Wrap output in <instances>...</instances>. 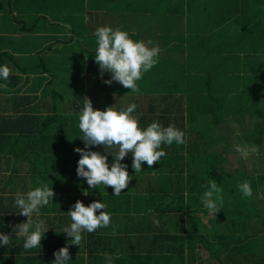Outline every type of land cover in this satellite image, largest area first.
Listing matches in <instances>:
<instances>
[{
	"label": "trees",
	"instance_id": "16d2710c",
	"mask_svg": "<svg viewBox=\"0 0 264 264\" xmlns=\"http://www.w3.org/2000/svg\"><path fill=\"white\" fill-rule=\"evenodd\" d=\"M128 1L131 0H117L109 3L107 10L103 9L102 25H111L116 19L128 16L127 13H120ZM233 1L236 0H228L222 13L217 15L214 11L215 5H208L209 0H196V5L199 3L200 8L195 14L189 15L193 16L191 23L193 25L207 23L206 25L211 28H216L217 32L213 36L208 35L210 44L202 46V49L206 51L200 56L195 53L187 54V51L183 52L180 47L186 40L194 42V39H188L184 35V20L190 11L185 8V0H158L153 8L144 10L148 13L153 12L145 17L150 19L145 24L147 26L143 25L136 29L137 33L133 40H142L146 44L151 41V34H154L156 26L160 24L163 13L169 9V16L166 18L167 24L169 21L168 29L171 33L178 34L175 37L180 46L168 50L158 59L173 58L172 61L176 65L168 72H162L164 74L157 73L155 70V72L144 73L142 79L137 82L139 91L128 92L129 96L124 97L123 101H119L123 98L122 96H116V101L121 104L131 101L138 105L133 116L138 117L141 128L153 121H159L163 126L173 125L185 133L186 143L184 145L175 143L171 146L162 145L164 151L172 150L174 147L180 150L179 159L181 161L174 169V175L159 176V174L168 173L160 169L155 177L141 172L133 179L146 181V184H152L156 179V184H159L176 175V183L182 184V178L185 175L188 189L186 195L180 196L179 207L184 208L185 206L188 215L197 217L200 229L195 232L190 225L184 233V225L182 226L179 222L180 229L176 234L164 231L162 227H165L167 221L162 220V215H160L161 219L157 220V224L153 223L151 226L153 235L145 237L146 241L141 243L140 250L119 253L107 247L106 244H101L102 251L97 254L100 257H95L100 260L101 264H105V257L109 255L112 257L113 264H264V210L257 206L262 204L264 209V119L251 123L254 131L249 137L252 146L258 152L257 156H254L258 161L253 170L258 171L259 169L261 172H258L260 175L256 176L254 172L252 173L250 159L243 158L241 155H235V157L228 155V151L224 150L226 139L221 129V124L229 115L237 123H240L246 115H249L248 118L251 120L264 115L263 108L254 104V100L264 94V64L255 59L256 56L264 58V0H253L243 16H235L230 20L227 16L231 14V11L236 10ZM25 4L24 1L22 3L19 0H0V13L9 15L7 19L5 17L0 21L5 26L13 28L14 32V35L8 37H3L0 33V64H6L12 69L9 79L0 81V173L10 172V175L16 174L23 159L22 156H16L17 145H20L18 141L20 139L29 141L36 134L45 133L47 136H53V139L59 141L57 143L53 140L54 144L62 150L61 153L64 152L63 155H75V148L85 147L83 140L78 137L82 135L78 128V110L85 92L92 106H95L99 100L105 99L106 103L107 99L112 98L109 95L101 98L100 93L96 91L100 85L105 84L103 81L106 78H101V82L97 81L96 85L93 84L94 86L91 87L92 89L86 91L83 86V77L80 72H77L79 66H76L77 62L70 58L74 61V67L53 69L58 66V62L64 61L65 57H62V54L69 50H74L75 55L89 53V56L93 58L96 47L93 32L96 29L85 30V23H80L81 28L74 32L73 24H70L67 18L71 15L67 14L68 9L59 11L54 18L51 15H43L44 12L37 16L25 10L13 12V6L18 9ZM31 4L34 5L32 2ZM37 8L40 13L38 5ZM91 15L94 17V13ZM41 20L74 32L77 36L72 34L66 39L55 40L38 36L33 31ZM91 21L93 25V20ZM206 25L197 26L196 29L202 27L201 29L205 32ZM195 39L196 46L202 43L200 39ZM46 40L50 42L46 43ZM21 48L22 52L18 51ZM215 50H218L217 56H219V61L213 63L215 67L210 68L207 64L202 69L210 54ZM244 50L247 53L242 58V64L251 72L259 71L262 75L260 81L256 77L257 82L243 99L227 104L215 94V90L224 80L226 72H229L235 65L239 66V57L235 53ZM79 62L82 65V60ZM196 70L199 72H195ZM197 73H201L199 83L192 78ZM191 79L200 87L204 86V91L200 93L202 89L199 88L194 92L191 89L185 92L183 87L186 83L190 86ZM57 80H60V85L63 86L73 82L78 84L72 92L73 98L66 103H63L62 94H57L54 89L49 90L48 88V86L53 88ZM112 84L118 93H122V88H124L122 85L116 82ZM213 88L215 89L212 92ZM153 89L158 92L152 93ZM73 102H75L74 105ZM67 105L69 108H66ZM41 108L44 109L41 110ZM44 111L45 116L41 115ZM70 111L74 113V124L66 125L61 121L63 116L58 117V114ZM90 148L101 153L105 151L102 146H90ZM4 149L8 150L4 151ZM75 157L77 167L79 155ZM76 167L75 176H77ZM128 171L134 172L131 168ZM211 180L217 181L218 187L221 188V196H228L230 192H233L235 199L240 201L237 209L233 211L234 214L229 215L230 211H227L229 204H235L234 200L228 203L226 199H223V207L215 214V217L209 216L201 204L199 207L192 208L193 203H190V199L196 197V201L201 203L200 197ZM244 181L250 182L255 196L242 197L237 186ZM42 182L48 186L49 183H54V181L50 182L48 177H42ZM10 183L9 179L0 180V232L13 235V244L10 247H0V264L7 262L12 264L14 259L34 263L32 259L36 258L35 251L25 250L22 247V241L14 237L13 231L7 230L27 220V217L15 212L17 209L13 206V200H7L4 195L6 192L4 184L9 185ZM24 188L22 192H27V188ZM73 196L75 195L72 194ZM86 197L88 198V195ZM94 197L95 195L89 198L88 204L95 200ZM100 200L103 201V198L100 197ZM73 204L70 202L67 205L68 209ZM105 205V211H111L108 209L117 208L119 204ZM40 211L44 215L51 212L47 207ZM222 217L226 218L223 226L220 224ZM208 226L217 232L212 234L200 231L201 228L205 229ZM84 239L85 234L83 233L81 245L85 247ZM68 240H70L69 237ZM18 255L23 259H20ZM40 258L43 264H51V258L43 255ZM76 262L74 261V264Z\"/></svg>",
	"mask_w": 264,
	"mask_h": 264
},
{
	"label": "clouds",
	"instance_id": "9594fccd",
	"mask_svg": "<svg viewBox=\"0 0 264 264\" xmlns=\"http://www.w3.org/2000/svg\"><path fill=\"white\" fill-rule=\"evenodd\" d=\"M94 37V61L101 76L105 72L110 74L103 82L107 85L116 82L133 93L138 92L137 82L157 64L159 46L152 41L146 44L142 40H133L126 31L113 29L110 25L97 27ZM149 44L152 46L149 47ZM11 74L12 69L8 65L0 64V81H7ZM82 101L78 110V128L82 135L78 137L83 140L85 147H77L74 151L79 153L77 176L86 181L89 189L101 185L104 189L110 186L112 195L118 196L122 190L127 189L132 180L127 171L128 165L122 162L129 152L131 168L134 172H141L142 163L146 162L147 167L151 168L166 155L162 145L186 143L185 133L173 125L163 126L159 121H153L141 128L138 117L133 116L138 107L135 103H128L120 108L109 106L100 110L94 109L89 99ZM90 146H102L105 151H93ZM235 151L243 158H247L249 154L248 149L239 145L235 146ZM109 155L113 158L111 164L108 161ZM237 187L242 197L253 195L250 182L244 181ZM205 188L200 200L207 214L215 217L223 207L221 188L215 180H211ZM53 196V189L47 184L14 195L13 206L17 209L15 212L27 217V220L13 225L12 231L14 237L22 241L25 250L41 248V240L49 226L41 218L40 210L53 202ZM105 209L106 205L101 200H94L87 206L77 200L72 205L67 212L71 223L62 229L70 238L71 244L80 246L83 233H92L98 228L109 226L111 215ZM12 237L13 235L0 232V247H10L13 244ZM53 255V264H68L71 260L66 246L54 251ZM105 264H113L110 255L105 257Z\"/></svg>",
	"mask_w": 264,
	"mask_h": 264
},
{
	"label": "crops",
	"instance_id": "0c3cea01",
	"mask_svg": "<svg viewBox=\"0 0 264 264\" xmlns=\"http://www.w3.org/2000/svg\"><path fill=\"white\" fill-rule=\"evenodd\" d=\"M19 1L22 3L24 1V3H26L24 6L19 8V12L22 10H25L27 12L30 11L36 16L44 12L43 15H51L54 18L55 15L59 11L68 9L67 14H71V15L67 16V18L69 19L70 24L71 23L73 24L72 26L74 27V32H76V30L78 31V29L81 28L80 21L82 17L86 18L85 30L91 31L93 29H96L97 27L103 26L102 25L103 23H101L102 18H103L102 15L104 14L103 9L107 10L108 4L111 2H116L117 0H19ZM157 1L158 0L128 1V4L124 7V10L120 12V13H127L128 16H123V17L116 19L110 26L113 29L119 28L121 30L126 31L129 34V36L133 39L135 33H137L136 29L138 27L141 28L143 25L146 27L147 25L145 24H147L150 19H146L145 17L153 12L151 11L150 13H148V12H145L144 10L148 8L149 9L153 8L154 3H156ZM31 2L34 3V5H32ZM37 5L40 7V13H38ZM63 7L65 8L63 9ZM78 10H80L81 12ZM82 12H85V13H82ZM92 12L94 13V17L93 15H91L93 14ZM169 12L170 11L168 9L167 11L163 13L164 15H163V18L161 17L160 19L161 20L160 24L156 26V30L154 34H151L152 35L151 41L153 42V44L157 43L158 40L164 35V33L170 35L171 30L168 29L169 21L167 24V20H166V18L169 16L168 14ZM23 13L27 14L26 12H23ZM86 13H90V14H86ZM91 20H93V25L91 24L92 23ZM39 28L40 30L44 29L41 32L47 31L48 29L64 31V34L62 36H50V35H43V34L38 35L36 33V35L42 36L43 38L50 37L51 40H55L59 38L66 39L72 34L73 36H77L74 32L68 31L60 26L58 28V26L50 25L49 22L45 20H41L33 32L37 31ZM172 34L175 36V33H172ZM45 42L47 43L50 41L46 40ZM148 46H152V45L149 44ZM168 50H166L164 53H166ZM164 53H160L159 56L163 55ZM64 56H67L68 58L72 60L76 59L74 50H69V51L64 52V54H62V57ZM82 56L85 57L83 60L89 61L90 63L86 64L85 61L84 62L82 61L83 62L82 65L79 64L78 65L79 67L77 69V72H80V73L82 70H86L87 67H89L91 64L93 65V63L95 62L94 58L89 56V53L85 55H80V57ZM172 60L173 58H164L161 60L158 59L157 64L154 66L155 68L152 71L155 70L157 73H160V74H164L162 72H168V70L172 68V66L168 67V63L173 62ZM60 62H63V61H60ZM65 67H69V66L67 65ZM73 67H71V69H73ZM55 68L62 69L59 64L57 67H54L53 69ZM72 84H69V85L67 84L63 86V85H60V80H57L56 84L54 85L52 84L53 88H51L52 86L50 87L48 86V88L49 90L54 89L57 94H62L64 97L63 103H66L70 98H73L72 92H74V90L78 87ZM69 86H72L74 90L73 88H70L68 92ZM93 86L94 85H92L91 87ZM80 87L82 86L80 85ZM84 89L87 91L85 86H84ZM105 92L106 90L102 89L100 91V94L102 96H105L106 95ZM154 92H158V91L153 89L152 93ZM83 98L84 99L87 98V92H85ZM74 103L75 102H73L72 104L74 105ZM128 103H132V102H125L122 105L126 106ZM109 106L114 107V108L123 107L119 105L118 102L115 100L114 102H107V103L98 102L97 104H95V106H93V108L94 109L98 108L102 110ZM66 108H69L68 105L66 106ZM43 109L44 108H41V110ZM71 109H73V107H71ZM41 115L45 116L46 115L45 111ZM60 116H63V119H61V121H63L66 125L74 124L73 123L74 122L73 112L70 111V112H65V113H59L58 117ZM24 140L25 139H20L18 141L19 143L21 142H25V143L23 145V148H20V145H17L16 156L23 157L22 164L24 165V167H26L29 158L32 159L34 157V169L33 171L31 170V174L37 173L41 177H43V174H45V165L41 158L42 155L47 156L49 154L51 157H55L58 162V166H60V168H58V174H60L64 178H67L68 185L66 184L63 187L64 189H66V193L64 195H65V198L68 200V202L66 206L63 205L62 207H59L57 211L51 210L52 214H56L54 216L55 220H52L49 223V221L45 219L47 225L52 227L53 229L51 230V233L49 235H46L47 236L46 239L44 238L42 239L41 244L47 242L53 246V249L47 250L43 247L36 249L35 250L36 258L32 259L34 263H28L27 260L25 262V261H19L17 259H14L12 264H43L42 259L40 258L42 255L51 258L52 259L51 264H53V261L55 259L53 255L54 251H57L61 247H65V246L68 247L69 254L71 255L70 256L71 260L68 262V264H74V261H77L76 264H101L100 260L95 258V257H100V255L97 256V254L101 253L102 251L101 244H106L107 247L112 248L113 250L119 253L130 252L132 250H140L142 247L141 243L143 241H146L145 237H151L153 235L152 233L153 231H151L152 229L151 226L153 225V223L155 225L157 224V220L159 218L161 219L160 215H162V220L167 221L165 223V227H162L164 231L167 230L169 232H172L173 234H176L180 229L179 222L182 224V226L184 225V233L187 232L188 227L190 225L192 226V230H194L195 232H197V230L200 229L199 225L197 224V217L188 215L187 209H185V206L184 208L179 207L180 196L182 194L186 195V191L188 189V185L186 184L187 180H186L185 175H183L182 184L176 183V179H175L176 175L170 177L169 178L170 180L162 181L159 184H156V179L153 180L152 184H146V181H143V180L140 181L139 179H133V178H136L141 172H143L144 174L148 176L155 177L160 169L166 170L168 173L159 174V176L164 177V176L174 175L175 174L174 169L177 167H176L175 159L174 160L172 159V152H174L173 157L177 156V153H180V150L177 149V147H174L172 150L166 151V155L160 159L159 163H154L151 168H148L146 162H144V165L142 166L143 170L141 172H130L129 175L132 177V180L129 182L127 189L122 190V192L118 196L112 195L113 190L110 186L104 189V187L101 185L95 189H89V186L85 187L84 191L85 192L87 191V194H85V192L77 193L75 196H73L74 197L73 198L72 194L68 193L70 190L68 186H70V184H74L75 167H76L75 155L74 154L63 155L64 152L61 153L62 150H60L58 146L53 144V140H55L57 143H59V141L56 139H53V136H47L45 133L42 135L36 134V136L31 138L29 141H24ZM48 147H53V149L49 150L53 152L52 154L47 153L48 150L46 148ZM5 150H8V149H4V151ZM112 159H113L112 156L109 155L108 156L109 164H111ZM122 162L127 165L128 164L131 165V152H129V154L124 158V161ZM9 173L10 172L8 173L3 172V173H0V175H3V174L6 175ZM52 175L53 174H51V176ZM51 179H53L52 177H50L49 180L54 181V183L52 184L58 183V180L56 179L51 180ZM0 180H5L4 176H0ZM39 184H44V182H42L41 180ZM55 195L62 196L59 190L58 192L55 193ZM86 195H88V198L86 197ZM93 195H95L94 197L95 200H100V197L103 198L102 202L104 204H114V205L119 204L117 208L108 209L111 211H107V212L110 213L112 222L113 221L129 222V227L121 231L119 230L111 231L109 230V227H104V228H98L92 233L85 232L84 233L85 234V239H84L85 247L82 245L78 247V245L71 244V241L68 240V238H64L66 234L62 231V229L65 226H69L71 223V219L67 215V212L69 211L67 205H69L70 202L75 203L77 200H79L85 206H87L89 198L92 197ZM7 200H10V199L7 198ZM190 203L196 204V197L191 198ZM198 204L200 203L198 202ZM163 210H166V211L163 212ZM96 214H99V212H97ZM60 216H61V219H60ZM44 217H45L44 214L41 213V218L44 219ZM137 220L146 221L148 225L146 227H139V226L133 225V222ZM160 222L162 223V221ZM7 230L12 231V229H7ZM124 238L126 239L123 241ZM122 241L126 244H129L130 242H132L135 248L134 249L132 248L121 249V248H124V246L120 244V242ZM20 259H23V257H20ZM6 264H10V263L7 262Z\"/></svg>",
	"mask_w": 264,
	"mask_h": 264
},
{
	"label": "rangeland",
	"instance_id": "374dc122",
	"mask_svg": "<svg viewBox=\"0 0 264 264\" xmlns=\"http://www.w3.org/2000/svg\"><path fill=\"white\" fill-rule=\"evenodd\" d=\"M185 8L186 10H190L188 16H186L185 20H184V35L187 36L188 39H194V42L191 43L188 40H186L185 43H183L181 46L178 44L177 42V37H175L178 34H175V36L170 33L166 34L164 33V35L158 40L157 43H154L156 45L159 46L160 48V53H164L166 50H170L172 48H176V47H181L183 52L187 51V54L189 53H195V55H204L206 49H202L203 45H209L210 44V37L208 35H214L216 32V28H211L210 26L206 25L207 23L204 24H199V25H193L191 23L192 21V17L193 16H189L192 14H195L199 8H200V4L197 3L196 5V0H185ZM208 1V0H207ZM234 5L236 6V10L231 11V14H229L227 16L228 19H233L235 18V16H243L245 14V12L249 9V4L253 3V0H236L233 1ZM228 3V0H209L208 5L212 6L215 5V12L216 14H221L222 11L224 10L225 4ZM13 12L16 13L19 11V8H15L14 6L12 7ZM193 9V10H192ZM6 13H0V20L7 19ZM83 18V20H82ZM80 23H85L86 18L82 17ZM229 20V21H230ZM211 21V19H210ZM0 33L2 34L3 37H8L10 35H14L13 32V28L9 27V26H5L4 24H2L3 22L0 21ZM207 22V21H206ZM202 25H206L205 28V32L200 28V29H196L197 26H202ZM44 29L40 28L34 32L37 33L38 35H50V36H62L64 34V31H59V30H55V29H48L47 31L41 32ZM41 32V33H40ZM162 35V34H161ZM198 38L200 39V41L202 42L201 44H199L198 46H196V39ZM209 38V39H208ZM207 45V46H208ZM79 49V48H78ZM21 49H19L18 51L22 52ZM80 50V49H79ZM219 53H221V51H219ZM246 51H241V52H236L235 55L239 57V61L240 64L238 67L233 66V68L229 71L226 72L225 78L222 82H220V85L216 88L215 90V94H217L220 98H222L227 104L228 102H231V104L235 101H238L240 99H243L248 93V91L251 89V87L257 82L256 81V77L257 80L260 81V76L262 75V72L259 71H254L251 72L247 67L244 66V64H242V58H244V56L246 55ZM218 54V50H215L214 52H212L210 54V57L207 59V62L205 63V65L202 67V69L209 64L210 68H214L215 64L213 63H217L219 61V56H217ZM256 56V55H255ZM64 61L63 62H59V65L61 66V68L63 69L65 66H74V61L77 62V65H79V61L82 59V61L84 62L85 60H83L85 57L82 56L80 57V55H75V59L74 61L70 60L67 56H64ZM257 61H259L260 63L264 64V58H260L259 56H256ZM79 58V59H78ZM81 58V59H80ZM82 62V63H83ZM86 64H89V61H85ZM176 64L175 62H170L168 63V67L172 66L174 67ZM155 67H153L150 71H152ZM209 69V68H208ZM210 70V69H209ZM149 71V72H150ZM195 72H199V70H196ZM201 73H197L195 76H192V78H194V80L199 83L200 80V75ZM81 76H83V83L84 86L86 87L87 90H90L91 86L95 83H97V81L101 82L102 79H107L109 78L110 74L109 73H104L103 76H101L99 69H98V65L96 62L93 63V65L91 64L89 67L86 68V70H82L80 73ZM101 76V77H100ZM253 76V77H252ZM100 77V78H97ZM98 79V80H97ZM192 79L190 81V86L184 85V90H189L191 89L192 92H194V90H197L199 88H201L202 90L200 91V93L202 91H204L205 87H200L196 82H192ZM72 85L74 86H78L77 83H73ZM73 88L72 86H69L68 88V92L69 89ZM122 88V87H119ZM106 90V95L111 96L112 98H109V100H106L107 102H114L116 100V96L120 97L122 96L123 98L119 101H123L124 97L129 96L128 92H130L131 90H128L126 88H122V93H118L114 88L113 84L111 85H106L102 84L99 86V88L96 90L97 92L100 93L101 90ZM215 88H213L212 92L214 91ZM74 90V88H73ZM118 94V95H115ZM242 96V97H241ZM100 97L103 98L104 96H102L100 94ZM241 97V98H240ZM99 102H105V99L99 100ZM127 102H131V101H127ZM125 102H123L122 104H124ZM119 105H122L120 102H118ZM254 104L257 105L258 107H262L264 110V94H262L261 96H258L257 99L254 100ZM230 105V104H229ZM249 115H246L244 118H242L243 123H237L234 122L232 119V116L229 115V117L225 118V120L223 121V123L221 124V129L222 131L225 133V139H226V144L224 150L228 151V155H241L240 153L235 151V146L239 145L243 148H246L249 150V154L247 156L248 159H250V162L252 163L250 165V167L252 168V173L254 172V176L256 175H260L261 172L256 170H253L254 166L257 165L256 162L258 161L256 157L258 152L257 150L252 146L249 137L250 135H253V128L251 127L253 124V122H257L260 121L261 119H264V115L261 118H253L251 120V118H248ZM258 119V120H257ZM25 142H21L20 143V148H23ZM54 144V142H53ZM55 145V144H54ZM48 150L47 153L52 154L53 152L49 151L51 149H53V147H48L46 148ZM254 149V151H253ZM166 152V151H165ZM75 155H79V153H75ZM174 152H172V159L176 161V167L179 165L180 163V159H179V155L180 153H177V156L173 157ZM183 156H185V154H183ZM42 160L44 162L45 165V174L43 177H52L53 179L58 180L57 184H52L49 183V187L51 186L54 192V196H53V202H50L49 205L47 206V208L50 209V211H57L59 209V207H62L63 205L66 206L68 200L65 198V193H66V189H64V185H68L67 182V178L62 177L60 174H58V168H60V166H58V162L56 160L55 157H51L49 154L47 156L42 155ZM162 158V157H161ZM23 160V159H22ZM22 160L21 163L19 164V168L18 171L16 172V174L14 175H10L6 174L4 175V179H9L11 180V183L8 184H4L6 185L5 189L6 192L4 193V195L9 198L10 200H13L14 195L17 192H22V189H25L24 187L27 188V190L31 189V188H36V187H40L43 184H39L40 181L42 180V177L37 174V173H32L31 174V170L33 171L34 169V157L32 159L29 158L28 163L26 165V167H24V165L22 164ZM13 166V165H12ZM131 168V165L128 164V168L127 171ZM10 170H11V166H10ZM9 170V171H10ZM54 171V172H53ZM256 171V172H255ZM131 171H128V173H130ZM8 173V172H7ZM51 174H53L51 176ZM11 177H13L12 179H10ZM62 178V179H61ZM51 182V181H50ZM61 183V184H60ZM48 185V184H47ZM60 185V186H58ZM70 188L69 190V194H74L76 195L77 193H81V192H85L84 188L88 187L86 181L83 178H79L77 176L74 177V184H70V186H68ZM10 190V192H9ZM58 190L60 191V194H62V196H57L55 195L56 192H58ZM9 192V193H8ZM23 193V192H22ZM255 193L253 192V195ZM256 195V194H255ZM254 195V196H255ZM253 196V197H254ZM74 198V197H73ZM235 195L233 192H230L228 196H224L222 195V199H226L228 203L232 202L234 200V205H230L227 207V211L229 212V215L234 214L233 211H235L237 209L238 204L240 203V201H237L235 199ZM202 205V202L200 203ZM198 202L196 201V204L193 203L191 204L192 208H196L198 207ZM257 206L260 207V209L264 210L262 208V204H258ZM44 219H47L49 221V223L52 220H55V214L50 213H45L44 215ZM223 219H219L220 220V224H222V226L224 225V220L226 221V218L222 217ZM231 218V217H230ZM232 219V218H231ZM229 220V219H228ZM133 225L139 226V227H146L148 225V223L146 221L143 220H137L133 222ZM109 230L111 231H115V230H124L125 228L129 227V222H116V221H110L109 224ZM53 228L49 226L47 232L45 233L44 239L47 238L46 235H49L51 233V230ZM201 232H206V233H212L214 234V232H217L216 230H213L211 228V226L206 227L205 229L200 230ZM219 232V231H218ZM64 238H68V237H64ZM126 238L123 239V241ZM120 242V244H122L124 246V248L121 249H128V248H132L134 249V245L132 242H130L129 244H126L124 242ZM45 248L47 250H52L53 246L47 242L41 244V248ZM79 247V246H78ZM33 251H35L36 249H32ZM120 250V249H119ZM71 256V255H70ZM75 260V258H74Z\"/></svg>",
	"mask_w": 264,
	"mask_h": 264
}]
</instances>
